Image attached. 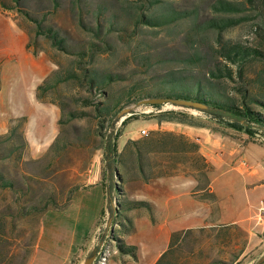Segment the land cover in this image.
<instances>
[{
	"label": "rangeland",
	"instance_id": "rangeland-1",
	"mask_svg": "<svg viewBox=\"0 0 264 264\" xmlns=\"http://www.w3.org/2000/svg\"><path fill=\"white\" fill-rule=\"evenodd\" d=\"M11 1L13 2V0ZM74 1L58 0L53 6V0H22L21 4L30 16L19 11L16 7H12L16 12L14 16L0 12V133L6 131L11 123L18 122V128L27 140L15 150L22 151L19 157L11 155L0 159V168H3L6 176L13 175L19 181H21L22 174H31L35 179H39L33 181L36 195L22 198L21 203L24 202L22 205L33 201L44 191L47 192L52 188L57 190L58 187L63 194L72 184L79 183L72 189L64 205L48 207L37 214H21L20 211H17L11 190L0 186V210L8 204L10 205L7 209L9 212L3 214L6 224L4 244L7 252L0 264H69L71 256L77 247L83 245L92 234L103 208L107 207L104 185L96 183L99 177L96 176L98 162L95 159L100 151L103 164L105 162L104 142L111 121L105 128H102V131L105 132L101 138L93 133L95 122L90 115H79L58 121V118L67 116V111L70 108L91 111V105H83L76 97L88 95L97 100L102 99L103 94H92L87 88L73 80L59 82L56 86L47 89L42 97L37 93V85L53 68H76L79 56L57 48L49 37L36 32L38 22L34 17L41 18L45 24L57 27L67 41L88 44L91 36L85 26L78 21V11ZM100 1L105 2L108 8L118 12L124 8L120 4L121 0H86V5L82 10L85 23L93 22L94 18L91 12L95 10L96 3ZM170 1L177 7L195 11L196 23L214 13L210 7L213 0ZM156 10L157 6L149 12L155 14ZM253 35L254 32L251 31L247 22L228 27L221 32L222 38L238 39L244 43L255 44L257 41ZM109 39L113 43V47L110 48L111 52L102 51L90 59L83 60H86V65L94 63L99 69L123 75L109 87L114 94L119 93L140 78L149 79L152 71H163L168 68L192 69V71L203 74L202 71L217 57L218 39L216 34L210 32L203 37L200 30L197 29V25L193 24L190 18L158 28L137 29L124 36L112 34ZM193 52H197V56L201 57L198 63L192 62L189 58L194 56ZM147 69L150 71L148 72ZM236 83L238 82L228 79L224 86L230 92ZM171 107L178 106L169 102L159 106L141 103L136 110L139 115L128 120L122 126L117 137V147L121 149L123 146L125 134L137 137L142 133V128L147 129L146 124L149 122V118L153 117L148 113ZM189 110L201 114L205 119H210L208 114L194 109ZM203 125L210 127L206 122ZM120 126L121 124L118 129ZM252 127L258 129L256 135L264 140V135L260 132L262 130L257 126ZM58 132L64 142L69 141L68 146L60 150L67 152L64 155H57L58 162L52 169L45 170L44 164L51 156L47 155V151L54 150L51 144L55 142ZM228 133H233L230 134L231 137L237 138V142H240L242 134L223 130L221 135L225 141ZM10 145L8 140L0 141V150ZM216 150L230 151V148L227 144L222 150L221 148ZM234 151L260 150L251 145L238 144L234 147ZM87 159L89 162L86 166ZM226 160L228 161V158ZM89 164L94 170L92 173H85ZM84 167L85 169H83ZM99 168L101 175V166ZM223 170V165L215 170L218 181L226 179L228 175ZM233 173L235 172L233 171ZM255 193L257 195L252 196L253 207L251 209L253 212L260 204L264 205V201L260 202L261 198L264 199V190L263 194ZM242 214H245L244 206L239 207L237 216L240 217ZM188 222L189 219L178 221L173 227L180 229L185 227ZM223 222L221 219L208 216L204 221L211 231L215 230L216 226L222 225ZM241 222L236 221L232 225ZM146 226V221H136L135 227L138 228V232H133V235L126 240L136 243L138 255L147 258L146 262H148L156 259L157 254L166 246V242L162 237H158L152 228H145ZM191 234V229L183 230L180 243L187 242ZM209 239L210 237H203L198 245L206 248ZM249 240V236L239 231L235 248L236 261L234 262V254L230 252L229 255L223 257L228 261H211L208 264H236L241 259L245 260L242 264L248 263L264 250V236L259 242L254 236L251 249L246 246ZM224 246H228V243ZM245 246L246 249H244ZM110 253L111 246L106 242L99 249L94 264H106ZM157 259L153 264H162L161 259Z\"/></svg>",
	"mask_w": 264,
	"mask_h": 264
},
{
	"label": "trees",
	"instance_id": "trees-1",
	"mask_svg": "<svg viewBox=\"0 0 264 264\" xmlns=\"http://www.w3.org/2000/svg\"><path fill=\"white\" fill-rule=\"evenodd\" d=\"M21 1L13 0V2H8L6 0H0V4L4 7H16L19 11L30 16L28 11L23 8ZM57 2L58 0H53V6ZM120 4L124 7L119 10L121 13L108 8L103 1L97 2L94 8L95 10L91 12L94 18L93 22L85 23L82 10L86 5V0L74 1V5H76V10L78 11V21L81 25L83 24L85 26L86 31L91 36L88 44H84L83 42H69L57 27L45 24L41 21V18L34 17L38 22L36 32L43 33L49 37L52 44L57 48L79 56V63L76 68H53L45 76L44 80L37 85L38 95L42 97L47 89L56 86L61 81L73 80L87 88L92 94L102 93L104 96L102 99L97 100L88 95L76 97L83 105H91V111L70 108L67 111L68 114L66 117L58 118L59 122L64 121V118L69 119L79 115H90L95 122L93 133L101 138L105 132L102 131V128H105L109 124L115 113L121 107L133 101L151 96L181 97L202 101L213 107L230 111L245 118L248 123L240 122L238 119L225 118V115L220 112L210 113L208 115L210 119H205L201 114L193 113L185 107H171L148 113V115L156 117L158 121L173 120L198 124H204L206 122L214 131L221 133L223 130H227L240 134L244 133L247 139L264 143V140L256 135L258 129H254L249 124V122H254L264 128V0H213L210 3V7L214 13L204 17L198 21L199 23L195 21V11L192 12L184 7H177L170 0H121ZM156 6L157 10L155 14L150 13L149 11ZM186 18H190L193 24L197 25V29L200 30L203 37L211 32L215 33L218 39V45L216 47L217 57L202 71L203 74L192 71V69L177 70L168 68L163 71H152L149 79L140 78L119 93L114 94L110 91L109 87L114 81L121 79L123 75L118 72L99 69L94 63H91L92 65H86V60H83L86 58L90 59L102 51L106 53L111 52L110 48L111 46L113 47V43L109 37L112 34H121L124 36L130 31L134 32L142 28H158ZM243 22L248 23L251 31L254 32L253 36L256 38L257 43H244L238 39L221 37V32L224 29L242 24ZM192 55L194 56L189 57L192 62L198 63L201 60V57L197 56V52H193ZM147 71L149 72L150 69H147ZM228 79L238 82L232 86L230 92L224 86ZM150 104L154 106L161 105L158 103ZM217 114L220 115L218 116ZM138 115V113L128 115L122 121L117 131L114 145L116 162L120 159L122 160L121 155L123 153H126V161L129 163L132 162L133 153L135 152L137 162L141 165H147L150 163L148 151L152 147L158 146L164 148V145L167 144L172 151H183L184 148L190 146L180 133L161 131L160 135L153 136L151 131L143 128L144 131H141L142 133L135 138L128 139L121 149L118 150L117 137L120 134L122 126L128 120L136 118ZM17 123H11L6 131L0 133V141L8 140L11 143L10 146L3 147V150H0V159L11 155L17 157L21 155L22 151L15 150L20 145L22 146L26 139L20 132ZM260 132L264 135V130ZM59 133L55 136V142L51 144L54 150L47 151V155L51 156L48 157L44 164L45 170L52 169L58 162L59 157L57 155H64L67 152L60 150L65 149L69 141L64 142ZM88 162L89 159L85 161L86 166ZM149 173L147 169L142 171V174L146 176ZM20 179L21 181L17 180L13 175L6 176L3 168H0V186L11 190L15 202L14 205L21 214H37L48 207L62 206L67 202L72 189L79 185V183L72 184L63 194L58 187L57 190L52 188L47 192H42L26 205H22L24 203H21L22 198L25 199L36 195L33 181L39 179H35L31 174H22ZM117 188L119 193H122L120 184H118ZM116 203L119 209L122 203L119 200ZM145 203V200H128L125 202L126 207ZM9 206L8 204L0 210L1 262L6 257L7 252L6 245L4 244L6 224L4 222L5 219L3 220L5 218L3 214L9 212L7 210ZM103 216L104 208L96 226L101 222ZM114 221L117 220L115 219ZM262 234L264 235V231ZM112 236L116 240L117 247L120 251L130 252L132 254L135 252L134 245L125 243L121 237L114 233H112ZM244 262L245 260L241 259L236 264H242Z\"/></svg>",
	"mask_w": 264,
	"mask_h": 264
},
{
	"label": "crops",
	"instance_id": "crops-1",
	"mask_svg": "<svg viewBox=\"0 0 264 264\" xmlns=\"http://www.w3.org/2000/svg\"><path fill=\"white\" fill-rule=\"evenodd\" d=\"M6 1L10 2V0ZM0 12L16 15L11 6L4 7L1 4ZM149 119L146 126L153 136L160 135L161 131L180 133L190 146L183 151H172L167 144L164 148L152 147L148 151L150 163L147 165L137 162L135 152L130 163L126 161V153L121 155V161H115V194L116 200L122 204L119 209L116 208L104 236V243L108 242L111 246L106 264H153L157 258H159L157 260L161 259L162 264H208L211 261H228L223 257L230 252L234 254L235 262L239 231L250 237L246 245L248 248L253 246L254 236L258 242L264 236L262 234L264 205L260 204L255 212L251 209L252 196L257 195L255 192L260 194L264 190V143L249 140L244 133L240 142L229 133L225 141L220 132L203 124L173 120L158 121L156 117ZM135 137L125 134L123 145L128 139ZM227 144L230 151L216 150L220 148L222 150ZM238 144L251 145L260 151H234V147ZM101 154L99 151L95 159L98 162L96 176L99 177L96 183L104 185L106 199L105 168ZM222 165L223 171L228 175L226 179L218 181L215 170ZM99 166H101V175ZM144 168L150 172L147 176L142 174ZM93 170L89 164L85 173H92ZM118 184L122 188V193L118 191ZM128 200H145L146 203L126 207L125 202ZM262 201L263 198L260 199V202ZM240 206H244L245 214L238 217ZM207 216L224 222L211 231L204 223ZM115 219L117 221H114ZM188 219L189 222L185 227L180 229L173 227L176 222ZM102 220L85 243L77 247L69 264L81 262ZM138 220L146 221L145 228H152L155 234L166 242V246L157 254L159 257L157 256L154 261L146 262L147 258L138 255L137 244L126 240L133 235V232H138V228L135 227V222ZM236 221L243 222L232 225ZM185 229H191L192 234L187 242L181 244L180 237ZM112 233L121 237L125 243L134 245L135 252L132 254L120 251ZM205 236L210 237L208 245L206 248L200 247L198 243ZM213 237L216 238L212 239ZM227 243L228 246H224Z\"/></svg>",
	"mask_w": 264,
	"mask_h": 264
},
{
	"label": "water",
	"instance_id": "water-1",
	"mask_svg": "<svg viewBox=\"0 0 264 264\" xmlns=\"http://www.w3.org/2000/svg\"><path fill=\"white\" fill-rule=\"evenodd\" d=\"M171 103L178 107H185L188 109H194L200 111L201 113L210 114V113H223L225 118L228 119H238L240 122L248 123L245 118L240 117L230 111L219 109L213 107L202 101L181 98V97H170V96H151L148 98L139 99L132 104L125 105L121 107L116 114L113 116L108 133L104 142V155H105V179H106V199L107 207L105 208V215L103 217L100 227H98L95 236L92 238V241L88 245L86 253L84 254L81 262L79 264H93V261L96 258V255L100 247L104 243V236L107 233L109 226L112 222L113 216L116 212L117 203H116V179H115V155H114V145H115V134L117 132L118 126L122 121L133 113H136L137 107L141 103ZM252 126H257L260 130H264L263 127L255 124L254 122H249ZM246 264H264V250H262L253 260L249 261Z\"/></svg>",
	"mask_w": 264,
	"mask_h": 264
},
{
	"label": "bare ground",
	"instance_id": "bare-ground-1",
	"mask_svg": "<svg viewBox=\"0 0 264 264\" xmlns=\"http://www.w3.org/2000/svg\"><path fill=\"white\" fill-rule=\"evenodd\" d=\"M98 254V253H97ZM96 257H97V255H96ZM96 259V258H95ZM95 261V260H94ZM94 261H93V264H94Z\"/></svg>",
	"mask_w": 264,
	"mask_h": 264
},
{
	"label": "built area",
	"instance_id": "built-area-1",
	"mask_svg": "<svg viewBox=\"0 0 264 264\" xmlns=\"http://www.w3.org/2000/svg\"><path fill=\"white\" fill-rule=\"evenodd\" d=\"M141 131H144V129L142 128Z\"/></svg>",
	"mask_w": 264,
	"mask_h": 264
}]
</instances>
